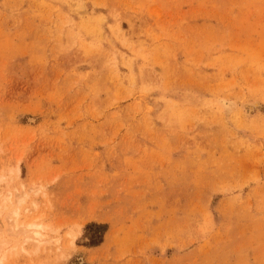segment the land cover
<instances>
[{
  "label": "rangeland",
  "instance_id": "374dc122",
  "mask_svg": "<svg viewBox=\"0 0 264 264\" xmlns=\"http://www.w3.org/2000/svg\"><path fill=\"white\" fill-rule=\"evenodd\" d=\"M0 249L264 264V0H0Z\"/></svg>",
  "mask_w": 264,
  "mask_h": 264
},
{
  "label": "bare ground",
  "instance_id": "6f19581e",
  "mask_svg": "<svg viewBox=\"0 0 264 264\" xmlns=\"http://www.w3.org/2000/svg\"><path fill=\"white\" fill-rule=\"evenodd\" d=\"M222 108H227L229 106V102L224 100L222 102ZM18 215L17 211L12 212L10 218L13 219ZM18 225V224H17ZM21 225V224H20ZM23 226V225H22ZM20 227V226H19ZM19 229V228H18ZM45 227L41 224H38L36 222H27L23 227H22V233L29 234L27 237L28 240L35 241L37 243H41L42 240V235L43 232L45 231ZM1 250V249H0ZM4 256L2 255L0 251V264H4Z\"/></svg>",
  "mask_w": 264,
  "mask_h": 264
},
{
  "label": "trees",
  "instance_id": "16d2710c",
  "mask_svg": "<svg viewBox=\"0 0 264 264\" xmlns=\"http://www.w3.org/2000/svg\"><path fill=\"white\" fill-rule=\"evenodd\" d=\"M95 230V234L92 236L93 238L90 239V243L92 246H98L102 243L103 234L107 231L106 225H99V224H89L86 227V231ZM98 234V235H97Z\"/></svg>",
  "mask_w": 264,
  "mask_h": 264
}]
</instances>
